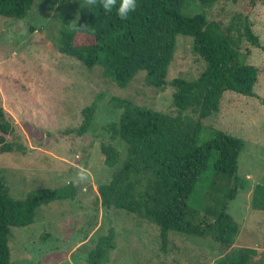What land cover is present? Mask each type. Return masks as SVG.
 Wrapping results in <instances>:
<instances>
[{
  "label": "rangeland",
  "instance_id": "1",
  "mask_svg": "<svg viewBox=\"0 0 264 264\" xmlns=\"http://www.w3.org/2000/svg\"><path fill=\"white\" fill-rule=\"evenodd\" d=\"M203 12L207 19L224 24L239 25L247 17L262 47L240 42V51L247 52L245 63L258 70L253 87L256 96L224 92L218 112L201 121L204 128L198 140L207 138L210 127L243 141L236 173L244 179L245 188L227 207L238 224L230 249L259 250L263 254L258 262L264 264V211L249 203L253 186L264 187V0H218ZM86 19L85 0H35L22 20L0 17V106L12 130L4 139L17 149L0 153V179L13 200L67 185L75 189L73 200L39 206L30 225L10 229V264H88L89 251L109 228L114 233V249L104 264H213L221 252L208 238L169 233L162 251L153 224L100 206L97 186L110 180L111 169L104 165L99 146L114 148L119 161L125 154L123 143L108 129L120 113L111 106V98H127L170 116L176 111L170 86L163 91L146 87L139 73L120 89L104 79L99 68L88 71L58 53L56 38L62 27L75 30V45L89 42ZM203 68V61L192 52L191 38L177 36L167 81L175 77L193 80ZM93 101L90 127L77 135L81 111ZM210 174L200 176L189 207L202 205Z\"/></svg>",
  "mask_w": 264,
  "mask_h": 264
},
{
  "label": "trees",
  "instance_id": "2",
  "mask_svg": "<svg viewBox=\"0 0 264 264\" xmlns=\"http://www.w3.org/2000/svg\"><path fill=\"white\" fill-rule=\"evenodd\" d=\"M34 1L0 0V17L22 20ZM217 1L137 0L136 11L126 20L118 18L115 9L108 13L99 4L87 5L85 32L89 42L75 45V30L62 27L56 47L59 54L76 60L88 71L99 68L100 75L120 89L143 73L146 87L163 91L170 86L173 90L174 116L138 106L127 98H111V106L120 113L108 129L123 143L125 154L119 161L114 148L99 146L104 165L111 169L110 180L97 186L100 206L153 224L162 251L168 234L178 233L208 238L217 244L221 254L213 264H259L261 251L230 249L238 224L227 213V207L245 188L244 179L236 173L243 141L210 127L207 138L198 140L204 128L201 121L218 112L224 92L256 96L253 87L258 70L245 63L247 52L240 51V42L262 48L259 39L251 31L247 17L239 25L207 19L203 9ZM179 35L191 38L192 52L203 61L204 68L193 80L175 77L168 82V67ZM95 103L81 111L77 135L90 127ZM5 116L0 106V153H13L17 149L4 139L12 132ZM207 171L211 174L203 203L199 208L189 207L188 199ZM74 190L67 185L13 200L0 179V264H10V229L30 225L39 206L73 200ZM249 203L264 211L263 186H253ZM113 237L111 228L99 237L88 253V264L107 261L108 253L114 249Z\"/></svg>",
  "mask_w": 264,
  "mask_h": 264
},
{
  "label": "clouds",
  "instance_id": "3",
  "mask_svg": "<svg viewBox=\"0 0 264 264\" xmlns=\"http://www.w3.org/2000/svg\"><path fill=\"white\" fill-rule=\"evenodd\" d=\"M86 5L99 6L108 13H111L114 9L116 15L121 20H126L129 18L131 13H134L138 7L137 0H85ZM80 180H83L85 177L83 174H80L78 177Z\"/></svg>",
  "mask_w": 264,
  "mask_h": 264
}]
</instances>
